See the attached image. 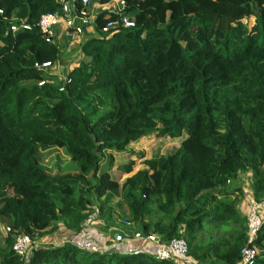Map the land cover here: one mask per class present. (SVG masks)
I'll return each instance as SVG.
<instances>
[{
  "label": "trees",
  "instance_id": "trees-1",
  "mask_svg": "<svg viewBox=\"0 0 264 264\" xmlns=\"http://www.w3.org/2000/svg\"><path fill=\"white\" fill-rule=\"evenodd\" d=\"M125 4L134 27L102 33L116 18L102 12L79 61L58 75L66 43L59 29L48 38L37 26L58 0H0V264H190L156 259L136 232L183 238L198 264L241 261L247 217L232 184L250 172V198L264 201V0ZM21 19L30 29L11 32ZM43 62L51 71L35 67ZM150 137L181 140L135 173L133 160L118 165L128 175L119 183L110 152L133 153L129 145ZM56 149L77 171L44 166L42 152ZM100 217L113 229L107 248L36 244ZM18 235L31 239L27 262L12 250ZM254 244L253 264H264V214Z\"/></svg>",
  "mask_w": 264,
  "mask_h": 264
},
{
  "label": "built area",
  "instance_id": "built-area-1",
  "mask_svg": "<svg viewBox=\"0 0 264 264\" xmlns=\"http://www.w3.org/2000/svg\"><path fill=\"white\" fill-rule=\"evenodd\" d=\"M61 4L60 11L48 12L40 16L37 26L44 37H54L56 30L61 27L65 31V36L81 35L86 29H94V23L98 15L102 12L115 15L113 20L106 21L101 26L102 33H108L112 30L121 28H132L135 23L133 18L123 14L125 9V0H112L109 3L101 4L99 0H58ZM105 6V8L98 9ZM0 14L3 10L0 8ZM11 32L19 29L29 30L30 25L24 20L9 25ZM51 63H36L38 70L51 71ZM62 89V88H61ZM264 210V201H251L247 212V236L245 244L240 249L241 261L239 264H253L258 255V249L254 242L256 240L260 225L261 211ZM6 228V231H9ZM134 240L149 242L155 244L154 257L158 260L173 259L182 263L198 264L188 256V245L183 238H173L165 243H160L153 234L143 235L136 232L133 235ZM31 239L27 235H18L15 237L12 250L23 261L27 262L30 257Z\"/></svg>",
  "mask_w": 264,
  "mask_h": 264
},
{
  "label": "rangeland",
  "instance_id": "rangeland-1",
  "mask_svg": "<svg viewBox=\"0 0 264 264\" xmlns=\"http://www.w3.org/2000/svg\"><path fill=\"white\" fill-rule=\"evenodd\" d=\"M90 33H87L88 36ZM94 32L92 33V35ZM90 35V36H92ZM57 40L60 39V49L63 48V46L66 43L65 49L66 51L63 53L64 56L63 61L61 62L60 60L57 62L53 72H56L57 69L59 68L62 64V66H66L69 63L71 65L77 63L79 61V52L78 49L80 45H77L78 43L82 42L84 40V37L81 39V41L74 40L72 38L68 39L66 42L61 37L65 36V31L57 32L56 34ZM62 40V41H61ZM64 42V43H63ZM77 48V49H75ZM59 62L61 64L59 65ZM67 68V67H65ZM65 70V69H64ZM58 73V72H56ZM64 73H66L64 71ZM64 76V75H63ZM180 138H167V137H150L146 138L144 140H140L136 143H133L129 145V149L133 151V153L126 152V153H115V152H110L112 153L113 156V166L110 169L111 175L113 178H118L119 177V183L123 181V179L128 176L126 174H122L118 170V165L123 164L128 162L129 160H133L134 164L132 167V173H135L137 170L144 168L143 160L145 158H151L155 156H166L170 153H173L179 146L180 144ZM142 152V153H141ZM45 156L43 157V164L44 166L47 167V169H50V172L52 174H55L57 172H65V171H77V165L76 163L72 162V165L66 156L65 152L62 149H56L54 151L48 152H42ZM56 163L60 165V168L56 167ZM73 168V169H72ZM130 173V174H132ZM129 174V175H130ZM250 177L251 173L250 172H243L238 180L232 184V188H237L239 187L241 191L235 193L233 197H236L238 202H237V208L240 213L247 215L249 206L251 204V191H250ZM9 193L12 194V190H9ZM120 201L119 198L115 197L111 201V205L114 208H119L117 206V203ZM124 208V207H123ZM117 210V209H116ZM264 214V210L261 211V216ZM117 224L119 227L121 224H123L122 221L119 222L118 219H116ZM88 228L86 229L85 232L80 233L78 235L73 234V232L66 230L62 225L59 226V229L50 235L44 236L41 238L36 244H39L38 246H54V245H59L63 242H66L68 240H71L72 242H76L80 245L83 246H89L91 248H107L108 241L110 240L109 237L111 236L112 230H106L104 227L105 221L103 217L100 218H92L89 222ZM3 226H0V231L3 233ZM116 231V230H115ZM133 241H136L133 239ZM110 247V246H109Z\"/></svg>",
  "mask_w": 264,
  "mask_h": 264
},
{
  "label": "crops",
  "instance_id": "crops-1",
  "mask_svg": "<svg viewBox=\"0 0 264 264\" xmlns=\"http://www.w3.org/2000/svg\"><path fill=\"white\" fill-rule=\"evenodd\" d=\"M102 8H105V6H103V7H100V8H98V9H102ZM59 29V30H58ZM57 30V32H61V31H63V29L61 28V27H59ZM87 33H90L88 36H85V35H87ZM92 33H93V29H86L85 31H84V33L83 34H81V35H73L72 36V39H74V40H80L81 41V39L84 37V39H86V38H90V37H92L93 35H92ZM90 35H92V36H90ZM71 37V36H70ZM61 38H65V36H63V37H61ZM79 44V43H78ZM77 44V45H78ZM60 65V64H59ZM59 68L57 69V71L56 72H58V73H56V74H58V75H62V73H63V70L64 69H62V64L60 65V66H58ZM251 199V198H250ZM251 201H252V199H251ZM85 231H86V229H85ZM115 235V234H114Z\"/></svg>",
  "mask_w": 264,
  "mask_h": 264
},
{
  "label": "water",
  "instance_id": "water-1",
  "mask_svg": "<svg viewBox=\"0 0 264 264\" xmlns=\"http://www.w3.org/2000/svg\"><path fill=\"white\" fill-rule=\"evenodd\" d=\"M114 237H115L116 240L120 239V235L119 234H115Z\"/></svg>",
  "mask_w": 264,
  "mask_h": 264
}]
</instances>
